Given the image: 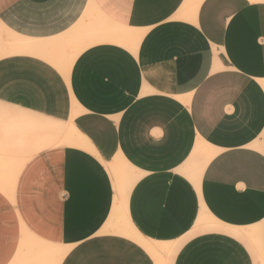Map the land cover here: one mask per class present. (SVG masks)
<instances>
[{"label": "crops", "instance_id": "1", "mask_svg": "<svg viewBox=\"0 0 264 264\" xmlns=\"http://www.w3.org/2000/svg\"><path fill=\"white\" fill-rule=\"evenodd\" d=\"M0 264H264V0H0Z\"/></svg>", "mask_w": 264, "mask_h": 264}, {"label": "bare ground", "instance_id": "2", "mask_svg": "<svg viewBox=\"0 0 264 264\" xmlns=\"http://www.w3.org/2000/svg\"><path fill=\"white\" fill-rule=\"evenodd\" d=\"M134 39V35L128 33V32H121L117 38V42L121 43V44H124V45H127V44H131L130 42ZM112 165V164H111ZM111 167H113L114 169L117 168L114 165H112ZM112 168V169H113ZM113 169V170H114Z\"/></svg>", "mask_w": 264, "mask_h": 264}, {"label": "rangeland", "instance_id": "3", "mask_svg": "<svg viewBox=\"0 0 264 264\" xmlns=\"http://www.w3.org/2000/svg\"><path fill=\"white\" fill-rule=\"evenodd\" d=\"M119 167H121V165H120ZM118 169H119V168H118Z\"/></svg>", "mask_w": 264, "mask_h": 264}]
</instances>
